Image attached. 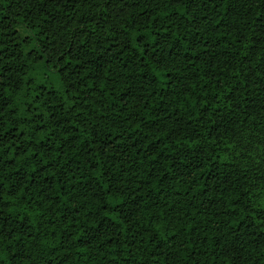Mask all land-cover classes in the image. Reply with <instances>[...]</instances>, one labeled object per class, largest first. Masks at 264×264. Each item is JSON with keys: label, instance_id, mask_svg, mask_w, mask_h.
Segmentation results:
<instances>
[{"label": "trees", "instance_id": "16d2710c", "mask_svg": "<svg viewBox=\"0 0 264 264\" xmlns=\"http://www.w3.org/2000/svg\"><path fill=\"white\" fill-rule=\"evenodd\" d=\"M0 264H264V0H0Z\"/></svg>", "mask_w": 264, "mask_h": 264}]
</instances>
